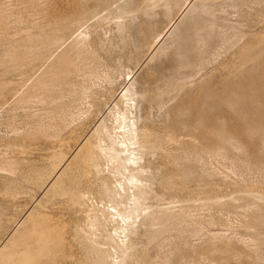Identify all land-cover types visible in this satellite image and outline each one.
<instances>
[{
  "label": "rangeland",
  "instance_id": "374dc122",
  "mask_svg": "<svg viewBox=\"0 0 264 264\" xmlns=\"http://www.w3.org/2000/svg\"><path fill=\"white\" fill-rule=\"evenodd\" d=\"M65 1L0 0V246L6 244L4 253L9 251L11 242V239L7 237L8 234L16 228L18 232L24 230L26 222L34 218L38 209L42 208L45 215L58 221L65 245L92 244L96 238L103 239L106 242L104 246L110 247L107 264H264V171L254 165L250 157L240 148L225 146L218 150L220 152L215 149L214 151L212 149L201 150L203 140L198 136L197 129L192 130L191 135L183 137L185 146L188 148L184 146L179 153V156L182 153L179 157L182 170L178 165L179 177L176 185H171L173 180L169 176L170 167L156 173L151 171V175L155 174L152 178V186L150 185L153 194L150 192L146 199L140 201L139 206L146 207V210L144 215L134 218L135 221L124 230L127 234L124 238V245L119 243L117 245L113 239H110L113 236L117 240V235L110 224L97 225L92 229L86 225L85 211L81 209H87L91 213L95 212L90 201L86 205H79L66 200L59 194L63 185H68L70 176V166L67 167L66 161L68 163L76 160V157L74 159L71 157L79 143L88 141L87 145H89L95 140L96 133L92 130L94 123L87 121L85 123L87 110L92 108L87 104L89 98L85 95L89 91L88 87L94 88L104 84L102 81L104 72L113 73L115 71L114 74H118L120 70L125 72L128 68L132 69L133 77L130 81H133L136 89L143 87L146 76L150 75L152 80H156V83L163 87H160L158 91L164 98L170 97L173 88L177 87L178 97H182L187 92V95L196 99V103L198 102L200 106L199 101L201 100L198 99L201 97L199 96L209 93L207 92L209 89L210 93L218 91L220 83L229 77L226 76L227 70L233 64L241 63L242 75L246 79L256 80L257 96L261 104H264V98L260 93V90L264 88V60L259 57H248L242 60L236 56L237 50L245 40L258 39L264 35V4H262L264 2L261 3L262 0L203 1L207 16L204 14L202 18H208L207 20L212 22L211 27H213L212 29L209 27L210 32L209 28L207 29V24L209 25L210 22L205 19V28L200 34L205 35L207 31L210 37L208 35L209 39H203L204 44L201 45L203 53H199V58V56L195 57L196 37L193 33L194 29L190 27V21L200 9L201 0H191L190 9L186 10V13L183 12L184 17L176 20L175 26L169 32H165L164 29L166 30L170 20L177 19L179 16L178 12L185 4L183 0H179L176 5L172 2L173 6H169L170 8L164 7V9L163 6H156L159 10L162 9L161 13L156 7H154L155 10L149 7L144 8L148 13L143 15L144 21H139L141 9H132L136 0H98L97 8L93 7L88 18L82 23L79 22L80 25L69 19L63 24V29L59 27V30H56L55 26L52 27L55 24L51 19L57 12L56 10L64 9ZM94 1L90 0L83 4L84 8L86 5L88 11L91 10V4ZM131 20L133 23L131 22L130 25ZM142 24H145L144 27ZM128 25L134 28L129 31ZM135 32L140 33L141 36ZM241 34L243 38L241 37L239 41L238 37ZM159 35L160 37L157 38ZM79 38L86 41L84 44H79V47L84 45L81 48L91 46L96 48L97 60H100L101 64L99 67L91 66L95 69L94 72H99L98 80L92 79L93 76L90 80L86 73H83L82 77H77V79H82L85 92L77 84H70L67 81V78H72V74L67 76L64 72V65L59 62L62 57L70 54V48ZM156 39L159 41L151 48V43ZM191 39L193 43L190 42ZM146 44L151 49H148ZM184 46L188 47L184 58L186 57L191 65L182 58V67L178 68L179 73L170 77L168 70L171 66V53L175 50L181 51ZM192 47L195 54L189 49ZM108 50L119 54L118 61L116 59L113 60L114 63L113 61L108 63L104 59V53ZM148 50L151 51L148 52ZM171 50L173 51L170 52ZM153 51L158 55L156 53L153 55ZM12 52H14L13 55L10 54ZM187 52L190 54L188 55ZM149 53H151L150 56ZM198 59H201V62ZM183 64H188V66ZM134 67L136 69H133ZM93 68H91L92 72ZM160 78H162L161 81ZM75 79L73 77L74 81ZM39 82L42 85L44 83L46 91H43V86ZM170 82L172 85L169 84ZM135 99L138 100V98ZM171 103L172 101L167 103V106ZM142 105V101L137 102L140 117L138 124L141 122ZM167 106L165 104L158 114L165 111ZM205 107L206 105L203 109L207 110L205 111L207 113L204 114L209 118L205 119L206 117L203 116L202 120L205 119L206 122L208 120L207 124L212 125L214 119L210 117L217 114L219 109ZM152 112L155 113V109ZM56 113L59 115L57 116ZM154 117L156 118V115ZM203 121L201 124L208 127ZM220 122L224 127H229L228 121L223 120L222 122L221 120ZM220 122L217 126L221 125ZM38 123L41 124L37 126ZM105 167L103 165L104 171L97 173V176L106 173ZM158 179L169 183L172 189L171 193L166 190L163 196L160 194L161 198H158L159 193H163L156 185ZM87 264L95 263L89 260Z\"/></svg>",
  "mask_w": 264,
  "mask_h": 264
},
{
  "label": "bare ground",
  "instance_id": "6f19581e",
  "mask_svg": "<svg viewBox=\"0 0 264 264\" xmlns=\"http://www.w3.org/2000/svg\"><path fill=\"white\" fill-rule=\"evenodd\" d=\"M89 1L90 0H66L64 9L63 8H62L63 10L60 9L61 11H58L55 9L57 12L55 13V15L53 16L52 19L50 18L51 21L55 24V25H52V27L55 26L54 28H56V30L59 27L62 28L63 24L69 19L74 20L75 22H78V25H80L82 23V21H85L88 18V15H90L92 9L97 8L96 5L101 0H99V1L95 0L94 2H92L91 8L89 7L91 10L88 11L87 6L85 5V8H84L83 4H85L86 2H89ZM132 1H134V0H132ZM178 1L179 0H136V3H135V5H133L132 9L133 10L141 9V13L139 15V21L140 20L144 21L145 19L143 18V15L148 14V13H146V10H144V8L149 7V9L155 10L157 8L156 6H159V5L163 6L162 8H164V7L168 8L169 6H173V5H171L172 2H173V4L176 5V3ZM201 1H202V3L200 4V9L195 13L194 17H192L191 21H190V27H192L194 29V32L193 31L192 32L194 33V35L196 37V38L194 37L195 38V41H194L195 48L194 49L196 51L195 57L199 56V58H200L199 53L202 52L201 45L204 44V40L207 39L208 35H209V33H207V31H206L205 35L200 34L201 30L205 28V19H206V18L203 19L202 15L207 13V9L205 8V3L203 2L206 0H201ZM102 2H104V1H102ZM262 2H264V1L262 0L261 3ZM101 4L104 5L103 3H101ZM183 4H184V7L182 5H180V6H182V8H181V11L178 12L179 16L177 17V19L169 21L170 22V23H168L169 25L167 24L168 27L166 28V30L164 29L165 32H169V30H172L171 28L175 26L176 20H179L184 15V13H186V10H189L190 7L192 6L191 0H188V1L183 0ZM262 4H264V3H262ZM175 5H174V7H175ZM154 7H156V8H154ZM128 8H129V6H128ZM99 9H101V8H99ZM152 10H151V12H152ZM161 10H159L160 13H161ZM149 12H150V10H149ZM167 12H169V10H167ZM154 14H156V13H154ZM164 16H169V15H164ZM206 16H207V14H206ZM165 18L167 19V17H165ZM193 18H195V19L193 20ZM169 19H171V18H169ZM168 20H167V22H168ZM33 22H32V24H33ZM79 22H81V23H79ZM131 22H132V20L130 21V25H131ZM207 22H210L209 25L207 24V29H208L209 27H211L212 22L208 21V20H207ZM130 25H128V27H127L129 31H131V29L134 28V27L131 28ZM138 25H137V27H138ZM144 25L145 24H142L143 27H144ZM212 27H211V29H212ZM63 28H64V26H63ZM138 28L140 29V25ZM185 28H186V26H185ZM188 29H190V28H188ZM134 31H136V29ZM209 31H210V28H209ZM149 32H152V31H149ZM165 32H164V34H165ZM250 32H252V31H250ZM60 34H62V33H60ZM136 34H140V33H136ZM142 34H144V33H142ZM10 35H12V34H10ZM10 35H9V37H10ZM79 35H80V33H79ZM144 35H146V34H144ZM148 35L150 38V34H148ZM157 35H158V33H157ZM140 36H141V34H140ZM204 36L205 37L207 36V37L204 38ZM242 36H243V34H241L238 37L239 41H240ZM59 37H61V36H59ZM158 37H160V35L157 36V38ZM209 37H210V35H209ZM7 38H8V36H7ZM143 38H144V36H143ZM190 38H192V37H190ZM61 39H63V38H61ZM146 39H147V37H146ZM158 41H159V39H156L155 41H153V43H151L152 44L151 48H153L154 44H156V42H158ZM84 42H86V41H83L82 38L77 39L74 42V45H72V47L69 50L70 54L69 55L67 54L66 56L63 55L64 57H62V58L60 57L61 60L59 62H61V64L64 65L63 66L64 72L66 73L67 76L72 74V78H70V77L67 78L68 79L67 81H69L70 84H77L81 89H84V92H85V88H84L85 85L83 84L82 79L81 78L77 79V77L79 78V76L83 75V73H86L87 74L86 76L88 78H90V80H91V76H93L92 79L100 78L99 72H94L95 69L91 66L99 67L101 64L99 62L100 60L99 61L97 60L96 48H94L93 46H91L89 48H81L84 45L79 47L80 46L79 44H84ZM190 42L193 43L192 39ZM32 44H34V43H32ZM53 44H55V43H53ZM148 45H150V44H148ZM188 45H189V43H188ZM20 46H19V48H20ZM28 46H30V45L28 44ZM146 46H147V44H146ZM175 46H176V44L174 45V47ZM237 46H240V45H237ZM22 47H23V45H22ZM22 47L20 49H22ZM189 47H190V45H189ZM193 47L189 48V49L192 50ZM28 48H27V50H28ZM147 48H148V46H147ZM177 48H178V44H177ZM187 48L184 46L183 48H181L182 50L179 52H178V50H175V52H172L173 50L170 51V52H172L171 53L172 54L171 66H170L169 70L167 68L170 77H174L178 72V68L180 66L182 67V58H184V56H186L185 53L187 51ZM193 50L191 52H193ZM149 51H151V50H148V52ZM14 52H12L10 54L13 55ZM188 52H190V50ZM188 52H187V54H188ZM153 53H156V52L153 51L152 54ZM236 53H237L236 56L240 57V59H242V60L245 58H248V57H252V58L253 57H259V58L264 60V35L262 37H259L258 39L245 40V42L242 43V46L237 50ZM104 54H105L104 59L108 63H110L113 60H116L119 56V54L113 53V52H111V50L106 51ZM150 55H151V53H149V56ZM192 55L193 54L191 53V56ZM201 57H202V55H201ZM184 59H185L186 63L190 62V61L186 60V57ZM192 59H191V61H192ZM149 60H151V59H149ZM200 60L201 59H198L199 62H201ZM117 61H118V59H117ZM55 63L57 64V62H55ZM113 63H114V61H113ZM197 63L198 62H196V64ZM189 64L191 65V62ZM194 64H195V61H194ZM109 65H111V64H109ZM183 65L188 66V64H183ZM192 65H193V63H192ZM106 66H107V64H106ZM260 66H261V64H260ZM135 67L133 69H136ZM262 67L263 66H261V68ZM25 68H26V66H25ZM44 68H45V66H44ZM50 68H51V66H50ZM91 68H93V72L91 71ZM254 68H259V67H254ZM261 68H260V71L262 70ZM126 69H124V70H126ZM242 69L243 68H242L241 63L240 64H233L230 67V69L227 70V72H226V76L227 77L229 76V77L220 83L221 85H220V89L218 91L210 93V91H209L210 89H209L207 91L209 93L199 96V98L201 97V99H198V100H201V101H199L200 106H198V104H197L198 102L196 103V99L187 95V92L185 93L186 95L185 94L183 95L185 97H183V96L178 97L177 87L173 88V93L170 97L166 96L167 98H164V96H161V92L158 91L161 86H159V84L156 83V80H152L150 75L146 76V79L144 80V86L141 87L140 89H138V88L136 89V88H134L133 81H130L133 77V70L132 69L128 68L125 72H121V70L119 69L120 73H118V74H114L115 71L113 73H107L108 71L104 72V74L102 76V81L104 82V84L99 85V86L94 87V88L88 87L89 91H88L87 95H85V96H88V98H89V103H87V102H85V103L90 105L92 108L87 110V112H88L86 114L87 120L85 118L84 119H85V123H86V121L89 123H94V129H92V130H93V132L96 133L95 140L93 141L92 144H89V145H87L88 141H86V143L85 142L79 143L76 146L75 153L73 154L72 157L70 156L71 159H74L76 157V160L74 162H73V160H71V162H68V163L66 161V163H65L67 165V167L70 166V170H71V171H69L70 176L68 179V185H66L64 183L65 185H63V188H62L61 192H59V194L62 197H64L66 200H68L70 202H75L79 205H86V203L88 201H90V205L95 212L91 213L87 209H83V210L81 209V211H85V215H84L85 219L84 220L86 221V225L90 229H92L93 227H95L97 225H103L106 223L110 224L114 233L117 235V240H115V238L113 236H111L110 239L111 240L113 239L117 245H118V243L121 245H124V238L127 237V234L124 233V230L127 229V227L130 226V224L135 221L134 218L139 217L141 215H144V212L146 210V207L139 206L140 201L146 199L147 195L150 192H151V194H153V192H152L153 190L151 191L150 185L152 186V180H153L152 178L155 176V174L151 175V171H152V173H154V172L156 173V172H159L160 170H162L166 167H170L171 170L169 172V176L173 180L171 185L177 184L176 181L179 177V173L177 170L178 165H179V160H180L179 157L182 156V153L180 154V156H179V153L182 150V148L185 146V138H183V137L186 135H191L190 132H192V130L197 129L196 132H198V134H199L198 136H200L201 139L203 140L201 150L204 149L207 151V150L212 149L214 151V149H215V151L217 150V152H220L218 150L225 147V146H229V147L231 146L233 148L234 147L240 148L243 151H245V153L250 157V159L254 165H257L260 170L264 171V104H261V102L257 96L258 87L255 85L256 80L252 79V78H250V79L244 78V76L242 75ZM248 69H250V68H248ZM251 69H253V68L251 67ZM167 70H166V72H167ZM257 70L259 71V69H257ZM253 71H255V70L253 69ZM250 73H251V71H250ZM258 74L259 73H257V75ZM86 76H85V78H86ZM121 76H122V79L120 80ZM166 76H168V75H166ZM166 76H165V78H167ZM73 77H74V79L76 78L75 81L73 80ZM263 77H264V75H263ZM59 78H61V77H59ZM62 78L64 79V77H62ZM161 80H162V78H160V81ZM173 80H175V79H173ZM41 81H43V79ZM48 81H49V79H48ZM157 81H158V78H157ZM166 84H168V83H166ZM169 84L172 85L171 82ZM40 85L43 86L44 83H43V85L40 83ZM95 85H97V84H95ZM201 85H203V84H201ZM44 86H43V91H46L44 89ZM168 87H166V88H168ZM161 88H163V87H161ZM201 88H203V87H201ZM213 88L214 87H212V89ZM198 89H200V87ZM198 89L196 91H198ZM161 91H164V90L161 89ZM260 91H261L260 92L261 95L264 98V88ZM81 94H82V92H81ZM85 96H84V98H85ZM135 98H138V100H136ZM19 101H21V100H19ZM75 101H77V100H75ZM138 101H142V103H143L142 113L140 115L141 116V122L139 124H138V122H139L140 117L138 116L139 114H138V110H137V102ZM170 101H172V103L169 104V106H167L168 105L167 103H169ZM50 102H52V100ZM165 104L167 106L165 111L158 114L159 111L163 110L161 108H163V106L165 107ZM205 105H206L205 108L217 107L219 109V112L217 111V114H214V116L210 117V118L213 117V119H214V121H213V119H211L213 121L212 125H211V123L209 124L211 126H209L207 124L209 121L207 120V122H206V120H205V119L209 118L207 115L205 116V114H204V113H207V112H205L207 110L203 109V106H205ZM153 109H155V113L152 112ZM72 114H71V117L73 119ZM79 114L81 115V112ZM154 114L156 115V118L154 117L155 116ZM56 115H57V113H56ZM80 115H79V117H80ZM203 116L206 117L205 119H203L204 121L202 120ZM50 119L52 120V118H50ZM219 120L220 121L222 120V122H223V120L228 121L229 127H224V125H222ZM202 121L206 122L204 125H208V127L203 126V124H201ZM216 121H217V123H215ZM218 122H220L221 125L217 126ZM76 123H78V122H76ZM224 123H225V121L223 122V124ZM40 124L38 123L37 126ZM61 131H62V129H61ZM44 133H45V131H44ZM33 136H35V135H33ZM36 138H37V136H36ZM83 141H85V140H83ZM193 144H195V142ZM186 148H188V147H186ZM190 148H193V147H190ZM83 149H84V152H82ZM4 151H6V150H4ZM199 151H200V148H199ZM188 152H190V151L188 150ZM212 153H214V152H212ZM20 162L21 161H19V163ZM103 165L106 166L105 167L106 173H103L102 176H97V173L104 171ZM179 167H180V165H179ZM8 168H9V165H8ZM8 168H7V170H8ZM11 168L13 169V167H11ZM16 170L17 169H15V171ZM180 170H182L181 167H180ZM1 171H2V169H1ZM11 174H13V172ZM162 176H164V175H162ZM263 178H264V176H263ZM180 181H182V179ZM262 181H263V179H262ZM59 183H61V182H59ZM156 185H158V190L160 192H163V193H159L158 198H161L163 196L162 194H164V191L167 190L170 193L172 191V189L169 187V183H167L166 181H164L162 179H158V181L156 182ZM47 192H48V190H47ZM149 201H150V199H149ZM98 204H100V206ZM1 207H3V206H1ZM99 207H100V209H99ZM98 211H100V212H98ZM36 213H37L36 216H33L34 218H30L26 222L27 224H26V226L24 225L25 226L24 230L18 232V229L16 228V229H13L8 234V236H7L8 239H11V242L9 243L10 244L9 245V251L4 253V249L7 247L6 244L0 246V264H87V261H89V260L93 261L95 264H107V258L109 257V254H110V251H109L110 247L108 248V247L104 246L106 244V242L103 241V239L100 240V239L96 238L93 240L92 244H83L82 245L80 243L79 246H75L73 244L65 245L64 237L62 235L61 228H60L58 221L54 220L55 218L54 219L50 218L51 216L49 217V216L45 215L42 208H39ZM32 215H31V217H32ZM149 217L151 219V216H149ZM86 219H88V220H86ZM129 219H130V221H128ZM150 223H152V222H150ZM19 224H20V222H19ZM91 234H93V233H91ZM120 234H122V236ZM261 254H262V252H261ZM141 260L143 261L144 259H141ZM175 261H177V260H175Z\"/></svg>",
  "mask_w": 264,
  "mask_h": 264
}]
</instances>
